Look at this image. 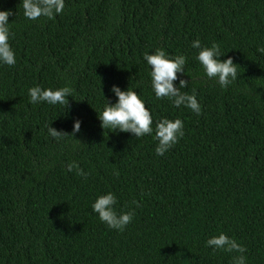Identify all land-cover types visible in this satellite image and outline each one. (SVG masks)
Listing matches in <instances>:
<instances>
[{
  "label": "trees",
  "instance_id": "16d2710c",
  "mask_svg": "<svg viewBox=\"0 0 264 264\" xmlns=\"http://www.w3.org/2000/svg\"><path fill=\"white\" fill-rule=\"evenodd\" d=\"M7 10L16 63L0 62V264H233L241 253L206 244L220 233L246 248L245 264H264V0H65L37 20L22 0H0ZM197 39L237 64L226 88L196 59ZM156 49L185 56L173 83L188 81L199 115L156 98L144 59ZM113 85L137 92L153 133L101 127ZM35 86L70 87L69 107L31 103ZM164 118L181 119L184 136L161 156ZM76 119L74 137L49 135ZM109 192L118 213L134 212L123 231L92 210Z\"/></svg>",
  "mask_w": 264,
  "mask_h": 264
},
{
  "label": "clouds",
  "instance_id": "9594fccd",
  "mask_svg": "<svg viewBox=\"0 0 264 264\" xmlns=\"http://www.w3.org/2000/svg\"><path fill=\"white\" fill-rule=\"evenodd\" d=\"M24 16L30 20H37L41 16L49 19H55V15L63 12L65 0H22ZM11 10L0 11V62L9 66L16 63L13 49L9 44L10 28L9 16ZM193 48L199 49L196 59L204 67L208 78H216L221 87L226 88L238 77L237 64L233 62L232 57L221 60L224 55L218 44L213 43L211 47L201 48L200 40L192 43ZM258 51L264 53V47ZM144 59L151 66L150 76L152 78V87L157 99L168 98L172 100L176 107L184 105L190 108L197 115L201 113V106L195 95L181 92V89L188 87V81L179 79V87L174 86V81L178 79V73H183L186 58L183 55L169 57L163 49H156L152 54L145 53ZM30 102L33 104L47 102L51 105H61L69 107L67 97L72 96L73 89L70 87H61L58 89H42L39 86L30 88ZM111 91L115 93L117 102L112 104L107 101L102 112L98 113L101 120V127L105 130L132 133L136 138L153 133L152 116L146 108L145 103L139 97L136 91L130 87L127 90H121L119 86L113 85ZM81 129V121L76 119L72 133L63 130H57L48 126L47 130L51 137L60 140L68 136H75V133ZM184 123L181 119L170 120L161 119L156 122L155 139L158 141L155 149L157 155H164L180 138L184 136ZM76 169L78 175L87 176L88 174L80 169L76 164H69L68 170ZM117 175H119L117 173ZM133 203H136L133 201ZM117 197L109 192L99 196L92 204V210L98 214L99 219L106 223L111 229L123 231L132 221L133 211L117 212L115 205ZM138 206V205H137ZM207 246L214 250H223L225 252H238L241 255L234 257L233 264H245V257L242 255L246 248L237 241L224 233L209 238Z\"/></svg>",
  "mask_w": 264,
  "mask_h": 264
}]
</instances>
